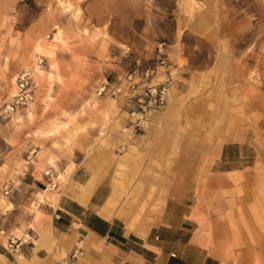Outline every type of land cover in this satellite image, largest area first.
Listing matches in <instances>:
<instances>
[{"label": "rangeland", "instance_id": "rangeland-1", "mask_svg": "<svg viewBox=\"0 0 264 264\" xmlns=\"http://www.w3.org/2000/svg\"><path fill=\"white\" fill-rule=\"evenodd\" d=\"M45 43L53 55L37 52ZM27 67L33 100L0 119L1 187L31 156L52 169V149L79 148L91 169L116 165V200L142 182L145 210L148 182L164 204L204 181L225 144L264 134V0H0V104Z\"/></svg>", "mask_w": 264, "mask_h": 264}, {"label": "crops", "instance_id": "crops-1", "mask_svg": "<svg viewBox=\"0 0 264 264\" xmlns=\"http://www.w3.org/2000/svg\"><path fill=\"white\" fill-rule=\"evenodd\" d=\"M257 142L225 144L204 181L191 176L164 204L159 181L148 182L156 192L145 210L135 203L142 182H125L114 198L116 165L91 169L85 151L63 146L47 175L49 164L31 156L10 183L18 192L1 227L30 232L33 243L10 253L0 242V264H264V134ZM40 192L48 200L28 210Z\"/></svg>", "mask_w": 264, "mask_h": 264}, {"label": "built area", "instance_id": "built-area-1", "mask_svg": "<svg viewBox=\"0 0 264 264\" xmlns=\"http://www.w3.org/2000/svg\"><path fill=\"white\" fill-rule=\"evenodd\" d=\"M43 62V60H40ZM33 70L30 67L22 70L17 76V85L18 92L14 94L12 100H4L3 104H0V119H9L13 114L17 112V110L21 107H28L30 102L33 100L34 92L32 91L33 86ZM104 89V88H103ZM150 93L153 97H155V101L161 97L162 94H159V91L154 88L150 90ZM47 175L51 174V171L47 169L45 171ZM12 194V187L10 185H5L3 187L0 186V234L5 238V242L2 241L0 237V242L3 243L4 247L10 253L19 251L25 244H30L32 242V235L30 232L24 233L22 236H16L15 234H11L10 236H6V231L1 227V222L3 217L7 215L9 210H4L1 206L2 197L8 198ZM79 250H74L72 253V258H76ZM56 264H70L68 260H63L62 262H58Z\"/></svg>", "mask_w": 264, "mask_h": 264}, {"label": "bare ground", "instance_id": "bare-ground-1", "mask_svg": "<svg viewBox=\"0 0 264 264\" xmlns=\"http://www.w3.org/2000/svg\"><path fill=\"white\" fill-rule=\"evenodd\" d=\"M49 46V45H48ZM51 48V47H50ZM36 50H37V52H39V53H47V54H49V55H53V51L52 50H50L49 48H47V45H46V43L45 44H38L37 45V48H36ZM52 162V161H51ZM51 164H53V165H55L54 164V161L51 163ZM50 171L52 170V169H49ZM3 200V199H2ZM41 201V200H40ZM2 202V201H1ZM4 210H9V207H6V209L4 208ZM1 235V234H0Z\"/></svg>", "mask_w": 264, "mask_h": 264}]
</instances>
